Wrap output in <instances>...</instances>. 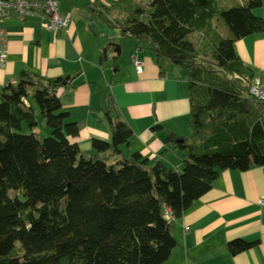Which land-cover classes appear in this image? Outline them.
<instances>
[{
	"label": "trees",
	"instance_id": "1",
	"mask_svg": "<svg viewBox=\"0 0 264 264\" xmlns=\"http://www.w3.org/2000/svg\"><path fill=\"white\" fill-rule=\"evenodd\" d=\"M245 2L222 9L218 0H153L140 8L120 0L115 13L95 16L138 47L183 62L196 57L191 34H208L214 19L229 29L228 40L214 36L211 63L190 66L191 136L165 141L188 151L181 172L139 154L118 160L134 134L109 96L111 143L93 140L92 154L84 155L70 141L80 129L68 122L58 95L73 88V79L24 72L0 93V264H166L177 246L174 223L222 173L264 167V104L249 96L242 83L249 73L234 50L237 41L264 32V20L254 15L264 0ZM36 110L51 132L44 140ZM254 247L237 240L228 251L235 257Z\"/></svg>",
	"mask_w": 264,
	"mask_h": 264
},
{
	"label": "crops",
	"instance_id": "2",
	"mask_svg": "<svg viewBox=\"0 0 264 264\" xmlns=\"http://www.w3.org/2000/svg\"><path fill=\"white\" fill-rule=\"evenodd\" d=\"M132 1L148 8L153 0ZM245 1L218 0L222 9L245 6ZM63 2L65 8L61 10L60 5V13L69 18L70 24L59 36L43 31L37 18L6 22L9 54L7 66L0 70V93L17 86L24 72L50 80L73 79V88L60 90L58 95L63 111L69 115L68 122L80 129L79 137L70 141L84 155L92 154L93 140L111 143V128L104 115L109 96L120 120L134 134L130 147L121 148L118 160L139 154L151 165L163 162L181 172L188 151L178 150L186 155L183 158L165 141L169 135L182 139L191 136L190 66L211 63L214 36L230 39L224 23L214 19L208 34H191L189 40L195 46L196 57L183 62L184 58L159 57L151 47H138L134 39L109 30L95 19L105 10L115 13L120 0ZM254 15L264 20V4ZM234 50L247 72L264 81V32L237 41ZM136 61L143 64L141 73L135 68ZM201 76L205 77L203 73ZM176 155L181 165L175 163ZM263 199L264 167L222 173L212 190L174 223L177 246L166 264H264ZM237 240L255 247L233 257L228 245Z\"/></svg>",
	"mask_w": 264,
	"mask_h": 264
},
{
	"label": "built area",
	"instance_id": "3",
	"mask_svg": "<svg viewBox=\"0 0 264 264\" xmlns=\"http://www.w3.org/2000/svg\"><path fill=\"white\" fill-rule=\"evenodd\" d=\"M62 0H0V70L5 69L8 61V38L6 22L12 18L27 20L37 18L40 20L41 29L45 32L59 36L67 32L70 24L69 18L60 13ZM135 68L141 73L143 64L135 62ZM247 87L249 96L259 104H264V81L253 78L250 74L242 79ZM264 119V117H263ZM264 206V199L261 201ZM168 220H173L167 214ZM188 230H185V234Z\"/></svg>",
	"mask_w": 264,
	"mask_h": 264
},
{
	"label": "rangeland",
	"instance_id": "4",
	"mask_svg": "<svg viewBox=\"0 0 264 264\" xmlns=\"http://www.w3.org/2000/svg\"><path fill=\"white\" fill-rule=\"evenodd\" d=\"M65 7H64V2L61 4V10H63ZM61 13H63V12H61ZM87 13V12H86ZM223 26H225V25H223ZM226 27V26H225ZM103 28V27H102ZM104 29V28H103ZM226 30H227V32H229V30H228V28L226 27ZM226 34V33H225ZM165 63V61L163 60L162 61V64H164ZM36 117L38 118V129H37V131H38V134H39V136H40V138L42 139V140H44V139H47V138H49L50 136H51V134L49 135V133L48 132H50L48 129H47V127H46V124H45V122L43 121V119L41 118V116H40V113H39V111L38 110H36ZM49 135V136H48ZM177 152V154H179L180 156H182L183 158L184 157H186V155H182L181 153H180V151H178V150H176ZM176 158H175V163L177 164V165H181V161L179 160V159H177V155L175 156ZM153 165H155V164H153ZM9 195H10V197L11 198H14L15 196H16V193L15 192H10L9 193ZM17 247H20L19 246V244H17Z\"/></svg>",
	"mask_w": 264,
	"mask_h": 264
},
{
	"label": "water",
	"instance_id": "5",
	"mask_svg": "<svg viewBox=\"0 0 264 264\" xmlns=\"http://www.w3.org/2000/svg\"><path fill=\"white\" fill-rule=\"evenodd\" d=\"M115 49L117 50V49H119V48H115ZM118 55H120V54H118ZM68 80H70V79H69V78H67V79H66V81H68Z\"/></svg>",
	"mask_w": 264,
	"mask_h": 264
}]
</instances>
